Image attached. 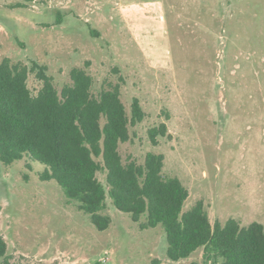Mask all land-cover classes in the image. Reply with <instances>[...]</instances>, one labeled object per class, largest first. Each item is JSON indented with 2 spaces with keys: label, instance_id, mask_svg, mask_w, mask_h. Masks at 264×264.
<instances>
[{
  "label": "rangeland",
  "instance_id": "rangeland-1",
  "mask_svg": "<svg viewBox=\"0 0 264 264\" xmlns=\"http://www.w3.org/2000/svg\"><path fill=\"white\" fill-rule=\"evenodd\" d=\"M45 66L59 91L85 69L92 93L120 86L131 117L123 162L165 157L163 175L202 201L214 225H264V0H0V63ZM41 84L36 73L28 80ZM165 123L157 146L149 131ZM47 167L0 161V237L7 264H203V249L172 261L164 229L141 230L110 199L98 231ZM98 178L106 185V174ZM144 221V218H143Z\"/></svg>",
  "mask_w": 264,
  "mask_h": 264
},
{
  "label": "trees",
  "instance_id": "trees-1",
  "mask_svg": "<svg viewBox=\"0 0 264 264\" xmlns=\"http://www.w3.org/2000/svg\"><path fill=\"white\" fill-rule=\"evenodd\" d=\"M31 72L41 84L37 91L28 83ZM70 76L71 84L59 93L45 66L33 62L29 68L10 59L0 63L4 165L25 157L45 165L41 180H55L98 231H106L112 223L104 214L108 199L141 230L161 226L172 261L188 259L203 249V264H264L263 224L242 227L229 219L213 225L202 201L184 212L189 191L178 177L163 175L162 154L148 153L144 164L123 162L120 144L131 139L130 126L146 118L139 99L133 100L129 117L119 85L96 97L93 77L85 69L74 68ZM160 137H168L165 123L149 131L154 146ZM101 172L106 174V185L98 178ZM6 253L7 243L0 237V264H7L2 262Z\"/></svg>",
  "mask_w": 264,
  "mask_h": 264
}]
</instances>
